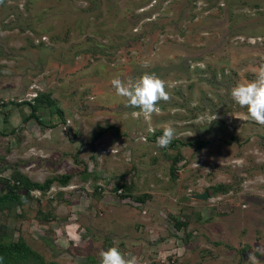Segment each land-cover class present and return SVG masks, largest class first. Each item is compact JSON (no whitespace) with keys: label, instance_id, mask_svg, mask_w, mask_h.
Listing matches in <instances>:
<instances>
[{"label":"rangeland","instance_id":"rangeland-1","mask_svg":"<svg viewBox=\"0 0 264 264\" xmlns=\"http://www.w3.org/2000/svg\"><path fill=\"white\" fill-rule=\"evenodd\" d=\"M262 63L264 0H0V193L58 179L0 209V240L57 264L111 246L139 264H264V126L230 96ZM144 72L170 96L151 117L110 84ZM39 93L42 123L23 120Z\"/></svg>","mask_w":264,"mask_h":264},{"label":"clouds","instance_id":"clouds-1","mask_svg":"<svg viewBox=\"0 0 264 264\" xmlns=\"http://www.w3.org/2000/svg\"><path fill=\"white\" fill-rule=\"evenodd\" d=\"M110 84L116 95L126 101L127 107L139 110L134 113L137 117H151L160 111L158 105L161 101L170 99L165 81L154 72H144L127 80L117 76L111 79ZM230 96L237 105L246 109L252 121L264 126V63L255 69L254 79L235 84L230 89ZM175 135V128L171 124L163 126L162 134L156 138L157 146L167 148ZM98 256L99 264H139L136 256L125 255L116 246L100 250ZM248 262L259 264L253 253H249Z\"/></svg>","mask_w":264,"mask_h":264},{"label":"trees","instance_id":"trees-1","mask_svg":"<svg viewBox=\"0 0 264 264\" xmlns=\"http://www.w3.org/2000/svg\"><path fill=\"white\" fill-rule=\"evenodd\" d=\"M47 95L37 94L35 95L32 103L29 105V112L23 120L32 119L42 123L39 119V115L36 114L38 105L34 103L40 102L45 99ZM188 145H194L195 148H202L206 141L193 140L187 142ZM264 144V142H263ZM68 178V176H65ZM63 180V179H62ZM61 180V181H62ZM53 181H58L54 177H48L42 182L30 181L26 177L18 174L14 179L12 185L3 193H0V209L9 210L13 206L23 202V200L29 195L31 190L44 191L48 188L49 184ZM0 264H57L54 261H45L42 256L27 246L24 241L17 237L15 240H0Z\"/></svg>","mask_w":264,"mask_h":264},{"label":"water","instance_id":"water-1","mask_svg":"<svg viewBox=\"0 0 264 264\" xmlns=\"http://www.w3.org/2000/svg\"><path fill=\"white\" fill-rule=\"evenodd\" d=\"M195 197L196 198H204V197H206V193H204V192L203 193H198V194L195 195Z\"/></svg>","mask_w":264,"mask_h":264}]
</instances>
